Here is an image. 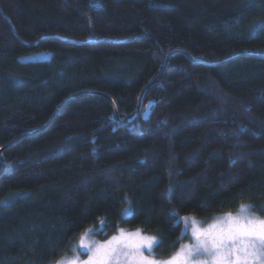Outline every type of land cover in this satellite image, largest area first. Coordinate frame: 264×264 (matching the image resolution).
Masks as SVG:
<instances>
[{
    "label": "trees",
    "instance_id": "16d2710c",
    "mask_svg": "<svg viewBox=\"0 0 264 264\" xmlns=\"http://www.w3.org/2000/svg\"><path fill=\"white\" fill-rule=\"evenodd\" d=\"M0 149V264L264 216V0H0Z\"/></svg>",
    "mask_w": 264,
    "mask_h": 264
},
{
    "label": "snow or ice",
    "instance_id": "6c2138e0",
    "mask_svg": "<svg viewBox=\"0 0 264 264\" xmlns=\"http://www.w3.org/2000/svg\"><path fill=\"white\" fill-rule=\"evenodd\" d=\"M252 205H241L238 215L226 213L208 228L197 226L191 220L192 238L195 243L181 245L180 249L166 260L145 257L141 248L151 254L163 241L155 236H142L138 229L131 236L137 238L135 244L124 240V230L103 244L89 247V259L83 264H264V219L249 214ZM131 212L126 209L125 214ZM179 220L180 218L177 217ZM185 230L182 229V234ZM83 243V237L81 238ZM73 251H76L74 248ZM79 257L70 262L57 264H77Z\"/></svg>",
    "mask_w": 264,
    "mask_h": 264
},
{
    "label": "rangeland",
    "instance_id": "374dc122",
    "mask_svg": "<svg viewBox=\"0 0 264 264\" xmlns=\"http://www.w3.org/2000/svg\"><path fill=\"white\" fill-rule=\"evenodd\" d=\"M44 55H46V54H44ZM239 212H240V207H239V210L237 212H233V213L228 212V213H231L232 215H238ZM249 214L251 216H255V217H258L260 219H264V216H262V217L257 216L256 214L252 213L250 210H249ZM223 215L224 214L217 215L216 217H213L212 219L207 220L206 222H202V221L192 217L191 215H184V217H179L180 218L179 221H180V223H182V229L185 231L183 234L181 231L182 241L179 243V246L177 247V249L173 253H171L168 256L158 257L157 252L155 250H153V252L150 254L146 248H141V252L145 257H148L150 259L155 258L157 260H166V259L170 258L171 256H173L180 249L181 245H191V244L195 243V241L192 238L191 220H189L186 224L183 218L189 217L191 219H194L197 222L198 227L208 228L210 225L216 223L217 219ZM120 230L121 229H117V231L115 233L107 236V238H105V239H99V238L93 237L91 235V232L87 231L83 235H81L78 238V240L75 242L72 250L75 248L76 251H72V253L70 255L63 256V258L59 259L58 261L64 260L65 262H70L75 257H79L77 264H83L84 261H87L89 259V255H91V253L88 251L89 247L94 246V244H103L106 241H109L114 236H120ZM123 230H124V234H125L124 240L128 244H135L138 242L136 237L130 235L131 233H135L138 229H133V230L123 229ZM140 234L142 236H152V235H147V234L141 232V230H140ZM82 237H83V243H81ZM55 264H57V261Z\"/></svg>",
    "mask_w": 264,
    "mask_h": 264
},
{
    "label": "water",
    "instance_id": "95a60500",
    "mask_svg": "<svg viewBox=\"0 0 264 264\" xmlns=\"http://www.w3.org/2000/svg\"><path fill=\"white\" fill-rule=\"evenodd\" d=\"M187 57H189L188 55H187ZM168 58H169V55H167V57H166V60H165V62H164V65H163V69H162V71L158 74V76H157V78H159L161 75H162V73L164 72V70H165V66H166V63H167V61H168ZM190 58V57H189ZM191 59V58H190ZM153 83V82H152ZM149 85H147V86H145V88L144 89H142L141 91V93L139 94V96H138V98H137V102H138V104H137V106H136V108L134 109V112L133 113H137L138 112V110H139V104H140V97H141V95L143 94V92L145 91V89L148 87ZM61 104L62 103H60V104H58L57 106V108H56V110L61 106ZM114 114H116V110H114ZM132 115H129V116H127V117H125L124 118V120L123 121H121V124H124L125 122H126V119L127 118H130ZM116 117H117V114H116ZM5 147V146H4ZM1 150L2 149H0V152H1ZM1 154V153H0ZM0 161H1V164H3V162H2V159H1V157H0ZM3 169H4V164H3V166H2V169L0 170V175L2 174V172H3Z\"/></svg>",
    "mask_w": 264,
    "mask_h": 264
}]
</instances>
